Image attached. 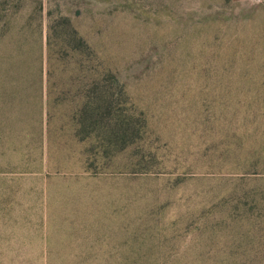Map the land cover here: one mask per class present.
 Wrapping results in <instances>:
<instances>
[{
  "label": "rangeland",
  "instance_id": "374dc122",
  "mask_svg": "<svg viewBox=\"0 0 264 264\" xmlns=\"http://www.w3.org/2000/svg\"><path fill=\"white\" fill-rule=\"evenodd\" d=\"M47 1L80 13L88 68L58 48L49 79L47 21L33 1L0 0V264H244L220 257L230 215L256 213L264 196V0H141L167 15L157 22ZM233 40L252 50L238 65L242 102L216 105L210 50ZM109 64L127 123L113 138L88 129L78 91L83 79L109 88Z\"/></svg>",
  "mask_w": 264,
  "mask_h": 264
},
{
  "label": "trees",
  "instance_id": "16d2710c",
  "mask_svg": "<svg viewBox=\"0 0 264 264\" xmlns=\"http://www.w3.org/2000/svg\"><path fill=\"white\" fill-rule=\"evenodd\" d=\"M17 8L26 7L30 1H33L37 6L33 13L36 21L40 18L47 21L46 27V50H47V63H48V78L51 79V71L55 66L56 57H58V48L67 50L70 52L72 58H80V70L85 71L88 66L86 65V59L89 58V53L85 51L87 42L85 38L79 33V31L73 25V18L75 13H65L59 8L56 10L49 9V1L45 0H13ZM108 3L109 7H120L117 10H130L133 16L143 18L145 21L154 22L159 21L163 15V11L158 8L157 12L152 13L150 10L142 7L141 0H98ZM47 2V3H46ZM156 4L161 5L155 1ZM48 4V7L47 5ZM114 10H112L113 12ZM39 14V15H38ZM39 18V19H38ZM209 47V46H207ZM211 59L214 62H218L219 65H215L213 72H215L216 85L221 86L220 90H215L211 99L216 105H235L242 102L240 97L239 85H241V79L246 73V69L241 65L249 56L252 55V50L248 49L244 43L239 40H233L225 45H219L216 50H210ZM85 58V59H84ZM208 67L205 71H209ZM116 68L112 65H108L104 68V72L112 77L113 82L109 88L100 87L96 81L92 79H83L82 86L78 89L81 95V118L88 122V129L91 131L98 128L101 131L110 132L111 137L117 136L119 132L126 131L127 123L125 122L122 114L116 109L115 105H123L121 101V92H116L114 84L118 83V79L113 72ZM86 78V77H84ZM199 95V96H198ZM201 92L195 90L192 95L191 101L195 105H199L201 99ZM106 122V126H105ZM81 123V121H80ZM85 126V123H84ZM109 134V133H108ZM236 146L240 148L242 146V137L235 136ZM264 147H257L254 153L255 163L254 166H260V161L264 163L262 159V149ZM253 155V154H252ZM261 163V175L254 179L255 181L264 183V165ZM264 185V184H263ZM253 194V192L251 193ZM252 196V195H250ZM252 202L254 204L253 211L256 213L249 214L247 211L241 213L242 220H239V216L236 215L234 221L232 215L228 227L231 229V238L226 240V243L232 245L231 248H225L224 254L220 257L223 262H232L242 260L244 264H264V196L262 199L260 195H253ZM236 222L243 223L247 228L243 231L233 233ZM235 247V248H233ZM242 247H251L250 253L247 248L242 252L239 250Z\"/></svg>",
  "mask_w": 264,
  "mask_h": 264
}]
</instances>
